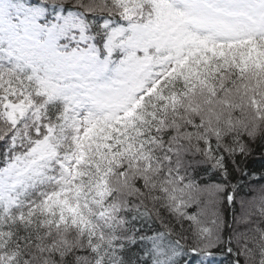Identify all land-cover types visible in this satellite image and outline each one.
I'll return each instance as SVG.
<instances>
[{
    "label": "snow or ice",
    "instance_id": "1",
    "mask_svg": "<svg viewBox=\"0 0 264 264\" xmlns=\"http://www.w3.org/2000/svg\"><path fill=\"white\" fill-rule=\"evenodd\" d=\"M257 153L264 0H0V264H264Z\"/></svg>",
    "mask_w": 264,
    "mask_h": 264
},
{
    "label": "trees",
    "instance_id": "2",
    "mask_svg": "<svg viewBox=\"0 0 264 264\" xmlns=\"http://www.w3.org/2000/svg\"><path fill=\"white\" fill-rule=\"evenodd\" d=\"M249 169L253 172V177H250L249 179H256V183H248L243 189L241 190L238 200L240 197L247 198L249 194H253L256 191L259 190L261 186H264V181L259 180V176L261 171H264V158L261 157L259 153L253 157V159L249 162L248 165ZM239 211L238 205H237V212Z\"/></svg>",
    "mask_w": 264,
    "mask_h": 264
}]
</instances>
